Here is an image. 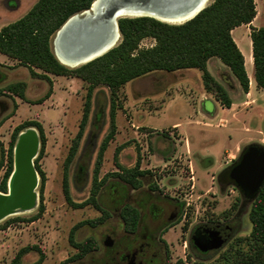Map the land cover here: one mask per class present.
I'll return each instance as SVG.
<instances>
[{
  "label": "rangeland",
  "instance_id": "rangeland-1",
  "mask_svg": "<svg viewBox=\"0 0 264 264\" xmlns=\"http://www.w3.org/2000/svg\"><path fill=\"white\" fill-rule=\"evenodd\" d=\"M16 1L19 0H0V26L14 20L22 11V8L12 10ZM21 1L27 7L34 0ZM255 4L257 13L252 22L232 30L233 37L244 39L241 50L244 51L249 78L253 81L249 91L243 90L218 57L217 62L212 60L209 66L207 64L211 74L228 89L233 101L230 107L225 106L216 93L207 90L200 68L184 76L154 70L126 82L114 95L107 85L96 88L84 134L67 167L72 203L64 190L65 162L82 119L87 83L73 75L49 74L53 82L52 92L38 102L48 92L49 82L32 75L29 68L17 59L0 62V70L4 73L0 79V181L7 168V149L14 127L25 120L35 119L42 123L46 135L45 151L39 158L46 174L43 197L40 196L41 177L38 174L37 205L28 212L9 215L0 221V264H9L22 247L33 244L45 254L41 264H103L102 239L116 217L95 225L82 224L74 233L75 243L70 240V230L82 220L101 216V210L89 201L93 190L97 188L102 206L109 205L106 186L122 181L120 174L123 170L135 167L139 159L140 168L145 170L147 177L157 178L173 194L183 192L195 211L207 203H215L221 209L237 208L247 203L241 231L228 247L220 250L219 255L208 258L206 264H246L241 258L248 253H257L258 245L251 236V201L246 200L232 183L222 185V191H217V175L235 160V156L238 157L249 144L264 146V90L254 81L250 37V26L264 25V0H255ZM154 44L153 37H146L139 46ZM55 48L57 50L56 42ZM35 70L43 72L38 67ZM16 81L26 82L25 93L30 101L7 90V85ZM151 91L155 92L149 93ZM141 93L148 94L139 96ZM112 97L116 106V127L98 167L101 144L111 130ZM208 102H213L217 108L213 119L201 112V106L209 105ZM174 121L195 124H186L190 130L184 132L185 129L171 128ZM189 141L195 142V148L202 155H196L192 146L190 152L187 148L181 149V145ZM153 153L159 154V159ZM207 189L217 191V194L206 196L203 193ZM41 202L44 210L38 213ZM74 203L84 204L75 206ZM16 217L21 219H14ZM8 220L11 221L6 223ZM177 235L178 231L173 228L171 239ZM91 236L98 240L99 247L78 257L81 249L77 243L83 244ZM184 249L181 242L174 244V258L186 256ZM262 254L264 256V247ZM39 256L37 250L31 249L22 255L19 264H34ZM186 257L191 264L192 259Z\"/></svg>",
  "mask_w": 264,
  "mask_h": 264
},
{
  "label": "trees",
  "instance_id": "trees-1",
  "mask_svg": "<svg viewBox=\"0 0 264 264\" xmlns=\"http://www.w3.org/2000/svg\"><path fill=\"white\" fill-rule=\"evenodd\" d=\"M93 1L36 0L24 15L4 24L0 28V52L26 65L32 75L44 78L49 82L48 92L38 102L43 101L52 92L53 82L50 73L73 75L87 83L82 119L65 162L64 190L70 202L72 200L68 189L67 167L78 150L90 116L93 96L99 85H107L112 95H114L126 82L154 70L176 71L186 68H200L203 70L207 90L216 93L222 103L230 107L233 101L228 89L207 68L209 59L216 56L229 68L231 74L239 81L245 92H248L250 87L245 57L232 35V30L236 26L252 22L257 13L255 0H211L194 17L180 24L165 22L146 15L120 17L118 19L120 40L115 46L84 64L76 67L68 66L62 63L55 54L53 48L54 36L70 16L89 9ZM250 27L254 76L257 85L264 88V25L259 27L252 25ZM146 37H153L155 44L140 47V42ZM35 67L42 69L43 72H37ZM25 88V81H16L7 85L9 92L18 95L25 101H30L27 99ZM110 113L111 130L101 144L98 167L116 127L114 119L116 106L113 97ZM28 126L36 127L41 135L40 156L45 151L46 135L41 122L30 119L17 124L9 139L7 168L0 181V190L3 192L8 191V180L13 169V149L17 135ZM140 160L137 161L135 167L125 168L123 173L120 174L122 178L134 185L141 183L138 175L145 174V170L140 168ZM0 165H2V161ZM36 168L41 177L40 196L42 198L46 174L41 168L39 160L36 162ZM93 191L89 201L99 208L103 214L94 220H82L75 224L70 230V240L73 243H75L74 233L79 226L85 223L95 225L107 218V212L104 211L100 203L97 188ZM83 204L74 203L75 206H82ZM43 210L44 205L41 202L38 213H42ZM36 215L33 217H36ZM250 218L252 221L251 236L255 244L258 245L257 253L255 255H249L248 253L247 256L241 259L246 264H264L262 254V248L264 247V184L253 198ZM14 219H21V217ZM9 221L11 220L6 223ZM84 243H77L81 249L77 254L78 257L99 247L98 240L92 236ZM31 249H35L40 253L34 264H41L45 254L36 244L22 247L9 264H19L22 255ZM194 264L206 263L196 261Z\"/></svg>",
  "mask_w": 264,
  "mask_h": 264
},
{
  "label": "flooded vegetation",
  "instance_id": "flooded-vegetation-1",
  "mask_svg": "<svg viewBox=\"0 0 264 264\" xmlns=\"http://www.w3.org/2000/svg\"><path fill=\"white\" fill-rule=\"evenodd\" d=\"M3 77L0 71V79ZM27 129L32 133L26 137L30 143L25 144L22 158L39 174L36 162L39 160L42 141L34 126L25 127L17 135L11 174L17 166L16 145L20 133ZM244 150L217 175V191H222V185L232 183L246 200L251 201L252 206L253 197L247 195L231 176V170L239 162ZM144 175H138L141 180L138 185L123 178L120 182H111L106 186L109 205L103 206L107 212L105 221L113 216L116 220L102 239L103 264H190L186 256L192 259L191 264L196 261L206 263L208 258L219 255L222 248L228 247L232 238L241 231L247 203L237 208L223 209L215 203H207L195 211L183 192L173 194L157 178ZM217 191L207 189L203 194L214 197ZM250 211L251 208L249 218ZM193 216L195 218L192 220ZM173 228H176L178 235L171 239ZM180 242L187 255L174 258L173 245Z\"/></svg>",
  "mask_w": 264,
  "mask_h": 264
},
{
  "label": "water",
  "instance_id": "water-1",
  "mask_svg": "<svg viewBox=\"0 0 264 264\" xmlns=\"http://www.w3.org/2000/svg\"><path fill=\"white\" fill-rule=\"evenodd\" d=\"M95 1L96 0H94L92 4ZM158 1L159 0H157V2ZM172 1L177 4L178 1L180 2V0ZM199 1L201 2V0ZM130 2H133V0H112L110 12L111 16H113L122 7L127 6ZM77 14L78 13L70 16L57 30L56 35L54 37V51L61 62L62 60L55 48V39L58 36L59 31L69 22V20L74 15ZM152 17L160 19L156 16ZM82 19H84V21H82L79 26L74 28H72L71 26L62 35V50L71 57H83L85 54V50L93 42L95 43L97 39L105 35L106 32L109 31L112 24L111 20L108 19L104 21L98 17H95V15L89 18L88 20H86V16H84ZM115 23L117 32L120 34L118 20H116ZM33 139L36 142V134H34ZM28 143L30 142H28L25 137H22L20 133L19 140L16 145V151L18 154L16 170L9 177L8 191H0V218L14 208L31 207L33 206L31 205L33 202H36L34 207L37 205L39 199V193L36 190V187L38 186V174L37 172H34L31 167L27 164V162L22 158L25 144ZM231 176L236 181L237 185L242 188L247 195L254 198L259 192L262 185L264 184V146L250 144L247 148H245L244 152L242 153L239 159V162L232 168Z\"/></svg>",
  "mask_w": 264,
  "mask_h": 264
},
{
  "label": "bare ground",
  "instance_id": "bare-ground-1",
  "mask_svg": "<svg viewBox=\"0 0 264 264\" xmlns=\"http://www.w3.org/2000/svg\"><path fill=\"white\" fill-rule=\"evenodd\" d=\"M133 0L127 6L119 9L113 16H111V3L112 0H96L89 10L74 15L69 22L59 31L58 36L55 39L57 43V52L62 62L69 66H77L93 58L103 54L113 46L117 44L120 38V34L117 32L115 21L122 16H143L152 15L156 16L164 21L171 23H183L192 17H194L204 6L210 3V0H180L174 3L172 0ZM153 2V3H152ZM100 18L101 20H111V27L105 35L92 43L86 50L83 57H71L67 55L61 47L62 35L71 26L72 28L79 26L84 21L82 19L86 16V20L93 17ZM32 131L30 129L21 132L22 137L30 136ZM36 203V202H35ZM35 203L33 202L31 207H19L10 210L8 213L0 218V221L9 215L22 214L28 212L34 208Z\"/></svg>",
  "mask_w": 264,
  "mask_h": 264
},
{
  "label": "crops",
  "instance_id": "crops-1",
  "mask_svg": "<svg viewBox=\"0 0 264 264\" xmlns=\"http://www.w3.org/2000/svg\"><path fill=\"white\" fill-rule=\"evenodd\" d=\"M20 1V0H19ZM19 1H16V7L15 8H12V10L14 9V10H21V8H22V11L20 12V13H18L17 15H16V18L15 19H17V18H19V17H21L22 15H24L30 8H31V6L36 2V0H34V1H32L31 2V4H29L27 7L25 6H23V3H22V1H21V3L19 2ZM24 2V1H23ZM22 4V5H21ZM9 5V7L11 6L10 4H8ZM20 5L22 6V7H20ZM14 19V20H15ZM13 21V20H12ZM8 23V22H7ZM4 24H6V23H4ZM4 24H2L1 26H0V28L4 25ZM237 28V27H236ZM235 28V29H236ZM233 31H234V29H233ZM234 39L236 40V42L238 43V45H239V47L242 49V46H241V44H242V42L244 41V39H242V38H237L235 35H234ZM243 51V50H242ZM244 52V51H243ZM251 55H252V59H253V52H252V48H251ZM11 59V57H9L7 54H5V53H2V52H0V62H3V63H9L8 61ZM216 61L217 62V57L216 56H214V57H211L210 59H209V61H208V66H209V64H210V62L211 61ZM222 64H224L221 60H219ZM253 62H254V60H253ZM245 64H246V59H245ZM225 65V64H224ZM197 69H199V68H186V69H183V70H176V71H172V72H174V73H178V76L179 75H182V76H184V75H186L187 73H194V71H196ZM1 71V70H0ZM2 72V71H1ZM2 74L4 75V73L2 72ZM50 74H52V73H50ZM57 76H61V75H57ZM254 78H255V76H254ZM158 81V80H157ZM254 81H256V79H254ZM250 82L252 83L253 81H252V79L250 78ZM190 83V82H189ZM189 86H190V84H189ZM256 86H257V82H256ZM263 90H264V88H263ZM155 91H151V92H149V93H154ZM148 93H141V95L139 94V96H144V95H147ZM207 104H209V105H203V106H201V112L203 113V115L204 116H206V117H211L212 119L217 115V108H216V106L213 104V102H208ZM141 105H142V103H141ZM225 109V108H224ZM227 109V108H226ZM142 115H144V113L142 114ZM141 115V116H142ZM141 119H142V117H141ZM186 124L187 123H184V122H180V121H174L173 123H172V125H171V128H173V129H175V130H182V129H185L184 130V132H188V130H190L189 128H187L186 127ZM195 123H193V122H191V121H189L188 122V124H187V126L188 125H190V126H192V125H194ZM186 145V146H185ZM201 145V144H200ZM191 146L193 147V151L196 153V155H202V153L200 152V151H198L197 150V148H195V142L194 143H191L190 141L189 142H186L184 145H181V147H183V148H181L182 150H185L186 148H187V151L188 152H190L191 150ZM181 149H178V152H180L181 151ZM173 150H175V149H173ZM178 152H177V154H178ZM124 154V153H123ZM154 154V156H160L159 154H157V153H153ZM187 155V154H186ZM157 156V158L159 159V157ZM195 156V155H194ZM194 159L196 158V157H193ZM193 159V160H194Z\"/></svg>",
  "mask_w": 264,
  "mask_h": 264
}]
</instances>
